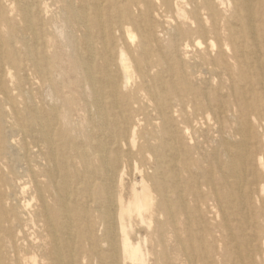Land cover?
Instances as JSON below:
<instances>
[{
    "label": "bare ground",
    "instance_id": "1",
    "mask_svg": "<svg viewBox=\"0 0 264 264\" xmlns=\"http://www.w3.org/2000/svg\"><path fill=\"white\" fill-rule=\"evenodd\" d=\"M0 264H264V0H0Z\"/></svg>",
    "mask_w": 264,
    "mask_h": 264
}]
</instances>
